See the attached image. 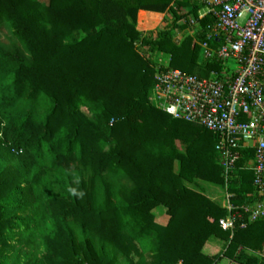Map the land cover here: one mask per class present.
I'll return each mask as SVG.
<instances>
[{"label": "trees", "instance_id": "trees-1", "mask_svg": "<svg viewBox=\"0 0 264 264\" xmlns=\"http://www.w3.org/2000/svg\"><path fill=\"white\" fill-rule=\"evenodd\" d=\"M167 10L184 30L198 6L0 0V264H264L252 253L264 248V221L231 236L219 225L228 211L205 192L204 182L226 186L213 133L151 98L157 63L138 44L169 55L161 70L223 67L192 35L137 29ZM244 162L227 189L236 210L254 190Z\"/></svg>", "mask_w": 264, "mask_h": 264}, {"label": "built area", "instance_id": "built-area-1", "mask_svg": "<svg viewBox=\"0 0 264 264\" xmlns=\"http://www.w3.org/2000/svg\"><path fill=\"white\" fill-rule=\"evenodd\" d=\"M190 1L198 6L197 16L189 14L190 26L174 31L194 36L204 58L222 62V70L201 77L157 67L152 99L173 118L213 133L226 190L239 170L238 162H249L244 168L253 173L254 194L236 210L228 193L223 205L228 213L219 219L232 236L237 229L264 221V0ZM190 10L185 7L182 14ZM259 255L264 257V248Z\"/></svg>", "mask_w": 264, "mask_h": 264}, {"label": "rangeland", "instance_id": "rangeland-1", "mask_svg": "<svg viewBox=\"0 0 264 264\" xmlns=\"http://www.w3.org/2000/svg\"><path fill=\"white\" fill-rule=\"evenodd\" d=\"M185 8V7H184ZM182 11H183V9H182ZM182 11H181V14L180 15H183L182 14ZM187 16V15H186ZM188 18V17H187ZM185 19H186V17H184L183 16V18L179 21V25L180 24H182L184 21H185ZM151 27H153V26H151ZM180 30L179 28H177V27H175V21H174V16H173V14L169 11L165 16H164V20H163V22H162V24H161V26L160 27H158L155 31H144V32H142L143 33V35L144 36H148V37H154L155 36V34L157 33V32H159V30ZM175 31H174V34H175V39H176V41L178 42L180 39H182L183 37H185L186 36V34H183L182 36H178L176 33H175ZM181 31V30H180ZM176 35H177V37H176ZM0 40L1 41H3V42H5V43H8L9 42V35H8V32H7V30H5V29H3L2 31H1V33H0ZM137 48H138V50L142 53V54H145L147 57L148 56H150L157 64H156V68L157 67H159V66H163V67H166L167 65H168V63H169V61H170V57H169V55H166V54H163V53H157V54H154V55H152L151 56V52L149 53V54H146L145 53V51H144V48L143 47H141V45L140 44H138V46H137ZM146 48V47H145ZM229 65L230 66H232V65H234V62L233 61H230L229 62ZM153 97V95L151 96V98ZM153 100V99H152ZM244 167H249L250 166V164H249V162L248 161H245V163H244V165H243ZM234 178H237V180H240V179H242L241 178V176L238 174V173H236L235 174V176H234ZM233 178V179H234ZM232 183V182H231ZM231 183L229 184V187H230V185H231ZM203 185H204V187L206 188V190H207V192L206 193H209L208 192V187H209V185L207 184V183H203ZM239 185V184H238ZM200 190H202L203 191V189H202V186H197ZM251 194H254V190H252V191H250V192H248L247 194H246V196L247 195H251ZM228 192H227V190H226V187H223V189H220V191L219 190H217L216 191V194H215V199L217 198V201L223 206L224 205V203L227 201V199H228ZM207 196H209L208 194H207ZM166 209H165V207L164 206H158V207H156L154 210H153V213H154V215H155V218H156V221L158 222V223H160L161 224V222L162 223H167V221H166V217H165V219L162 221L161 220V218H162V215H166V211H165ZM166 225V224H165ZM206 250H207V248H206ZM261 252V251H260ZM260 252H252V253H254V254H258L259 255V253ZM227 259V258H226ZM226 259H224L223 261H221V263L220 264H228V260H226ZM239 262V261H238ZM122 264H126V262L125 261H122L121 262Z\"/></svg>", "mask_w": 264, "mask_h": 264}, {"label": "crops", "instance_id": "crops-1", "mask_svg": "<svg viewBox=\"0 0 264 264\" xmlns=\"http://www.w3.org/2000/svg\"><path fill=\"white\" fill-rule=\"evenodd\" d=\"M173 7H175V5L173 4ZM143 12H147V13H149L148 11H143ZM169 11L167 10L164 14H163V16H162V19L164 18V16L168 13ZM162 19H160V20H162ZM159 22V21H158ZM158 22H157V24H158ZM157 24H155V26H153V27H146V28H140L139 27V24H138V21H137V29L138 30H140L141 32H144V31H155L156 29H157ZM176 171H178L179 170V164H176ZM205 183V182H204ZM208 185H209V187H208V192L209 193H207L210 197H212L213 199H215V194H216V191L217 190H219L220 191V188L219 187H217V186H215V185H212V184H210V183H207ZM206 192H207V190H206ZM216 200H217V198H216ZM166 211V210H165ZM165 217H166V221L168 222V216H167V214L166 215H162V218H161V220L163 221L164 219H165ZM161 224L162 225H165V224H167V223H162L161 222ZM224 259H226V258H224ZM223 259V260H224ZM222 260V261H223Z\"/></svg>", "mask_w": 264, "mask_h": 264}]
</instances>
